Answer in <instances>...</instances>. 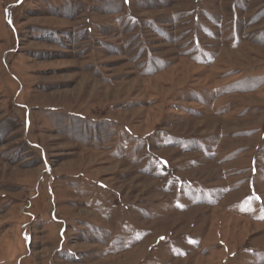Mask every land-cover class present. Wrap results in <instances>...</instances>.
Masks as SVG:
<instances>
[{"label":"rangeland","instance_id":"obj_1","mask_svg":"<svg viewBox=\"0 0 264 264\" xmlns=\"http://www.w3.org/2000/svg\"><path fill=\"white\" fill-rule=\"evenodd\" d=\"M0 264H264V0H0Z\"/></svg>","mask_w":264,"mask_h":264},{"label":"snow or ice","instance_id":"obj_2","mask_svg":"<svg viewBox=\"0 0 264 264\" xmlns=\"http://www.w3.org/2000/svg\"><path fill=\"white\" fill-rule=\"evenodd\" d=\"M7 14V13H6ZM11 21L9 20V23H10Z\"/></svg>","mask_w":264,"mask_h":264}]
</instances>
